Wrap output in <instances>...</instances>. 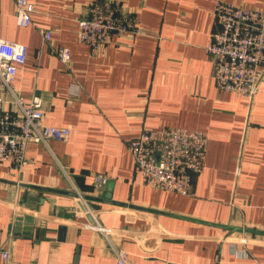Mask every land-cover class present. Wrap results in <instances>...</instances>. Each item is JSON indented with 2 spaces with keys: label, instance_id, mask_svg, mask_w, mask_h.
I'll return each instance as SVG.
<instances>
[{
  "label": "crops",
  "instance_id": "0c3cea01",
  "mask_svg": "<svg viewBox=\"0 0 264 264\" xmlns=\"http://www.w3.org/2000/svg\"><path fill=\"white\" fill-rule=\"evenodd\" d=\"M27 1L34 12L21 26L16 1L0 0V39L27 48L13 86L24 100L40 95L43 122L70 134L29 141L21 168L0 167V264H116L104 234L83 225L90 218L72 191L100 198L106 182L111 201L85 200L132 264H264V61L249 110L243 96L216 87L205 46L218 0H118L141 32L115 36L98 55L77 40L93 0ZM221 1L264 10V0ZM162 126L205 135L189 195L153 188L133 170L127 142ZM235 236L248 241L231 244Z\"/></svg>",
  "mask_w": 264,
  "mask_h": 264
},
{
  "label": "built area",
  "instance_id": "2783aa9c",
  "mask_svg": "<svg viewBox=\"0 0 264 264\" xmlns=\"http://www.w3.org/2000/svg\"><path fill=\"white\" fill-rule=\"evenodd\" d=\"M15 1L18 24H31L33 4L27 0ZM213 18L215 29L205 51L212 58L214 83L220 90L243 96L245 108L249 110L258 89L259 67L264 61V10L218 0ZM140 32V27L123 11L118 0H93L78 20L77 40L89 48L91 55H98L113 43L115 36ZM41 36L44 42H50L49 30H43ZM26 52L23 43L0 39V167L9 161L14 168H21L29 141L44 145L50 140L65 142L70 134L67 126L43 122L45 113L40 95L33 94L24 100L14 88V76L17 67L24 63ZM56 55L67 67L69 49L60 47ZM127 149L133 159V170L144 183L181 195L191 193L193 176L202 171L206 160L205 135L198 130L175 126L142 127L127 142ZM59 168L69 181L65 168L62 165ZM106 180L103 175L95 176L97 186H102ZM72 191L90 218L83 225L104 234L116 264H132L127 252L110 241L111 229L98 222L95 212L74 185ZM245 241H248L246 237L239 236L231 240V244ZM1 256L7 260V249L1 251Z\"/></svg>",
  "mask_w": 264,
  "mask_h": 264
},
{
  "label": "water",
  "instance_id": "95a60500",
  "mask_svg": "<svg viewBox=\"0 0 264 264\" xmlns=\"http://www.w3.org/2000/svg\"><path fill=\"white\" fill-rule=\"evenodd\" d=\"M111 186H112V182H106L105 186H104V192L103 194H101V197L100 198H94L93 196H83L84 199H88V200H99V201H109L111 199V196H110V189H111ZM111 201V200H110ZM25 226L26 228L24 229H29V225L30 224V220L29 219H24V218H21V217H17L16 220H15V226ZM61 230H63V228H61ZM20 231V228H14V232H18Z\"/></svg>",
  "mask_w": 264,
  "mask_h": 264
},
{
  "label": "rangeland",
  "instance_id": "374dc122",
  "mask_svg": "<svg viewBox=\"0 0 264 264\" xmlns=\"http://www.w3.org/2000/svg\"><path fill=\"white\" fill-rule=\"evenodd\" d=\"M227 237H229V235H228ZM237 237H239V236H235V237H233V238H235V239H236ZM230 239H232V238L230 237Z\"/></svg>",
  "mask_w": 264,
  "mask_h": 264
}]
</instances>
